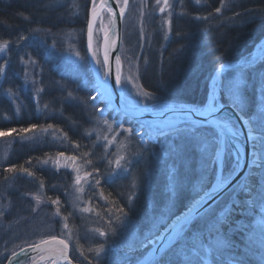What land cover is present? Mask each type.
Listing matches in <instances>:
<instances>
[{
	"label": "rangeland",
	"instance_id": "1",
	"mask_svg": "<svg viewBox=\"0 0 264 264\" xmlns=\"http://www.w3.org/2000/svg\"><path fill=\"white\" fill-rule=\"evenodd\" d=\"M98 1L96 0V3ZM200 1L197 3L193 0L196 4H200ZM117 2L119 5L124 4V0H117ZM184 3L185 0H167V3L165 0H159V3L157 0H128L123 16L119 57L121 88L129 102L143 105L161 99L154 92L147 91L141 82V76L149 61L148 54L155 48L154 38H158L155 35L156 32L162 38L161 44L157 46L160 50L170 35L169 26L173 16H185L190 21H196L219 14L216 11L208 14H202L200 11L187 12ZM226 4L222 1L219 8L222 10ZM59 6H62V10L59 9L60 14L65 11L67 17L61 19L58 11L53 14L55 21L64 20L63 25L52 22L57 26L53 24H46L42 27L34 26L26 34L19 33L13 40L0 38V68H3L0 72V81L11 60V48L19 47L18 61L21 67L23 87L25 90L28 88L31 90L36 109L39 112L45 110L46 106L40 100L42 89L39 82L42 63L37 60L38 53L34 56L26 49L27 43L37 41L43 49V57L52 58V63H55L53 66L58 71L68 70L73 76L80 78L83 84L89 86L91 103L88 109L91 123L84 133L86 137L92 136V139L88 142L71 141L61 129L50 122L47 124L40 122L35 128H27L30 129L27 132L15 129V131L10 130L0 135V174H2L0 177V258L5 254V245L7 244L10 248L8 239L10 240L11 236L19 238L24 236L22 241L31 240V243L41 240H63L73 246L75 254L84 264H96L95 258L98 251L101 255V264L112 259L120 262L118 264H129V257L136 259L153 245L148 242L154 238L150 234L155 231L153 224H159V231L156 232V235H159L175 215H178L215 181L218 169L215 155L218 147L217 131L214 127L210 128L200 123L197 126L199 132L197 135L188 133L196 140L194 141L195 146L192 147L182 148L177 144L169 143L166 146L158 144L160 146L153 148L142 143L141 136L134 134L141 130H137L128 123L124 124L123 117L107 108L104 98L97 97L99 93L95 88L96 81L89 67L85 47V31L92 0H52L51 8L55 9ZM161 8L164 9L163 12L160 11ZM212 17L207 19V22H211ZM110 21V14L105 10L102 19L95 23L93 52L96 56H93V59L97 69L98 61H101L99 55L101 36L108 30ZM219 23L217 20L211 24L217 26ZM209 26L210 23L204 24L202 30L205 31ZM194 28L199 29V26ZM201 40L204 39L201 38ZM196 42L191 39L176 50H172V57L178 52L184 53L191 49ZM257 49L264 51V36L253 46L250 53ZM158 57L166 61L162 58V49L158 52ZM247 57L248 55H245L232 61H225L208 73L207 91L200 107L208 110V106L213 104V97L216 101L219 95L224 103L232 105L243 116L247 130L250 133L259 134L260 137H254L251 141L253 151L244 176L209 206L203 217H194L195 225L190 232L185 230L186 235L182 245L170 246L172 252L175 253L176 264H182L185 257L190 258L193 264H215L216 253L214 251L205 253L200 248V244L207 246L209 226L224 213L229 214L231 230L225 227L223 231L228 234L230 241L234 244L232 251L235 255L242 256L245 264H264V204L257 202L253 205L240 187L242 184H247L255 189L257 177L264 172V94L261 91L264 87V65L259 69H254L252 64L244 68L228 70L222 75L221 84L218 83L222 69L233 62L245 60ZM262 58L264 55L260 59ZM99 75L104 81V68L100 69ZM229 89L235 90L236 94L233 95ZM3 91L13 105L14 115L18 116L21 105L24 103L22 97L17 90L8 88ZM144 92L152 94L155 98L147 101L143 96ZM117 119L123 123L118 125ZM221 120L230 122L237 129L227 117L221 116ZM127 129H134V132H129ZM30 139L48 143L51 151L46 152L47 156L34 162H26L23 166L14 167L12 171L6 173L5 169L13 166L6 165L13 146ZM143 139L144 141L146 139L144 135ZM173 146L176 148L175 152L172 150ZM142 151L153 153L158 161H164L165 190L163 191V205L159 209L149 208V223L146 228L140 230L139 225L125 210L122 213L119 211L120 208L112 207L113 203L105 197L101 184L103 179H110L118 172L127 171L134 157ZM164 151L168 152V156H162ZM61 153L63 155H60ZM174 156L181 164L178 171V163ZM194 156L196 165L193 163ZM168 157H170V163L166 161ZM117 160L120 161L122 167H117ZM213 160L216 162L212 163ZM225 164L226 169L222 174L224 179L220 182L228 178L235 167L227 141H225L223 165ZM155 165L157 162L148 163L144 173L143 186L148 190L149 199H151L153 186L150 180L156 169ZM43 167L55 171L60 170L61 180L65 183L64 188L63 185L60 186L57 183L55 185L57 188L53 186L54 189L51 187L47 189L44 182L35 176L36 170ZM23 169H27V172ZM182 171L187 172L191 180L187 179L184 183L183 178L179 176ZM77 176L80 177L79 183L76 181ZM170 177H175V182ZM97 180H100L99 184L96 183ZM187 183H190V186ZM130 187H134L133 184H130ZM182 189L186 193L182 198L185 207L176 213V199ZM54 200L58 203L53 204ZM149 204H151L150 201ZM124 213H127V216ZM233 214H238V216L233 218ZM100 233L106 235L102 236ZM6 234L7 239L2 241ZM44 234L48 236L39 239ZM194 248L198 250L197 253L193 252ZM19 249L13 251L17 252ZM59 250L54 248L50 251L58 253ZM11 253H8V257ZM41 254H47V250L33 251L27 259H23L24 264H31ZM224 259L227 261V256ZM48 262L49 259L40 264Z\"/></svg>",
	"mask_w": 264,
	"mask_h": 264
},
{
	"label": "trees",
	"instance_id": "2",
	"mask_svg": "<svg viewBox=\"0 0 264 264\" xmlns=\"http://www.w3.org/2000/svg\"><path fill=\"white\" fill-rule=\"evenodd\" d=\"M222 1L227 3L226 6L222 7L223 9L218 15L211 16V22H207V19L211 17L196 21H190L185 16H173L171 18L170 35L163 48H161L162 58H165L166 61L158 57V52L161 49L158 50L157 46L161 44L162 38L156 32L155 35L158 38H154L155 48L149 52V61L146 64L145 72L141 76L142 85L147 91L154 92L161 99L183 102L188 105L194 104L190 106L200 107L207 91L206 78L208 73L225 61L235 60L251 52L253 46L264 36V0H201L200 4H196L193 0H185L184 5L187 12L200 11L202 14H208L220 7ZM51 5L52 0H0V38L13 40L19 33L26 34L34 26L42 27L46 24H53L52 22L63 25L65 22L61 19L67 17L66 12L63 11L60 14L59 9L62 6L54 9V7L51 8ZM55 11L59 12V17H61L59 21H55L53 14ZM50 19L51 21H49ZM217 20L220 23L213 26L211 23ZM208 23H210V26L205 31L202 30L203 25ZM195 26H199V29L195 30ZM201 38L204 40H201ZM191 39L197 41L191 49L184 53L178 52L175 54L176 56L172 57V50H176ZM26 49L31 51L34 56L38 53L37 60L42 63L40 68L42 71L41 80L39 82L42 89L40 100L46 107L42 112L36 109L31 90L29 88L25 90L23 87L21 67L18 61L20 48H11V60L6 66L4 76L0 81V132L4 133L13 129L20 131V129H27L31 125H39L40 122L46 124L50 122L53 126L61 129L71 141H90L92 136L86 137L84 133L91 123L90 110L88 109L91 103L89 100L91 95L89 86L83 84L80 78L73 76L68 70L58 71L53 66L55 63H52V58L43 57V49L37 41L27 43ZM263 65L264 58L253 64V67L259 69ZM8 88L17 90L22 97V101H24L18 116L14 115L13 105L3 91ZM124 121V124L132 125L130 120ZM204 125L213 128L209 124ZM198 133L196 128L194 134L197 135ZM194 141L196 140L193 135L183 133L175 138L169 134L155 140H146V144H148V147L157 148L160 145L166 146L173 143L184 148V146H195ZM138 143L141 146V143ZM48 151H51V147L46 142L35 139L18 142L13 146L12 153L7 164H5L14 165L15 167L23 166L26 162H34L47 156L46 152ZM174 159L178 163V171L181 164L177 157L174 156ZM166 161L170 163V157L166 158ZM151 162H157V165L154 166L156 169L150 180L153 186L151 199H149L147 197L148 190L144 188L143 181L146 167ZM193 163L196 165L195 156ZM225 169L226 164L223 165V172ZM7 172L9 173V171ZM164 174V161H158L153 153L149 154V152L142 151L134 157L127 171H124V173L118 172L110 179H103L101 187L107 200L113 203L112 207L123 208L139 225L141 230L146 228L147 223H149V208L156 207L159 209L163 205ZM1 176L2 174H0ZM35 176L38 180L44 182L47 189L49 187L54 189L53 186L57 183L60 186L63 185V188L65 186V183L61 180L60 170L55 171L43 167L36 170ZM179 176L183 178L184 183L187 182V179L191 180L185 171L180 172ZM130 184H133L134 187H130ZM187 185L190 186V183H187ZM55 187L57 188V186ZM185 194L183 189L179 192L176 199V213L185 207V203L182 202ZM130 197L131 199H129ZM149 201L151 204H149ZM237 216L238 214H233V218ZM47 236L44 234L39 239ZM7 237L6 234L2 241H5ZM23 237L11 236L10 240L8 239L10 248L7 244H4L6 250L3 257L0 258V264H5L9 252L26 245V242L27 244L31 243V240L22 241ZM69 245L71 257L75 261L84 264L75 254L73 246ZM146 252L144 251L143 255L138 256L136 259L129 257L128 263L135 264ZM118 263L120 262L112 259L104 264Z\"/></svg>",
	"mask_w": 264,
	"mask_h": 264
},
{
	"label": "snow or ice",
	"instance_id": "3",
	"mask_svg": "<svg viewBox=\"0 0 264 264\" xmlns=\"http://www.w3.org/2000/svg\"><path fill=\"white\" fill-rule=\"evenodd\" d=\"M197 3H199V0H196ZM128 0H124V4L127 5ZM157 3H159V0H157ZM165 3H167V0H165ZM101 7L105 8L107 13L111 15L112 21L111 24L113 28L115 27V16L116 13L113 12V9L110 5L106 4L104 0H102ZM124 11L125 9L123 7L120 8V17L123 18L124 16ZM161 12L164 11L163 8L160 9ZM217 13L221 11V9L218 7L215 9ZM97 6H96V0H92V8H91V16L93 19L89 20L88 22V46L89 49L92 48V35H93V20L97 17ZM105 48H104V58L103 61H98L99 67H98V72L100 71L101 68H104L108 65V60H109V47H115L116 41L112 40L111 45H109L108 42V32L107 30L105 31ZM93 56H96V53L93 52ZM116 65H117V74L115 77V85L119 86L121 85V77L119 75V65H120V57L117 55L116 56ZM3 71V68H0V72ZM110 78V73L106 72L105 73V79L103 81L104 84L108 82V79ZM219 87V85H217ZM230 92L235 95V90L229 89ZM262 94H264V87L261 89ZM144 98L147 101H151L155 98L152 94L148 92L143 93ZM95 99V98H93ZM225 105L219 104L217 105V102L215 101V97H213V104H210L208 106L207 110V116L204 117V121L206 122L209 117H211L212 121L216 124L218 128H223L225 125H223L222 121H220L216 113L223 109ZM119 108L115 109V111H118ZM168 106L167 105H158V106H151L148 104H143L142 105V111L141 115L143 112H151L155 116L159 117H164L165 119L161 120L159 124H155L152 121H144L140 122L137 120L136 122V127L139 128L141 131L139 132H134V129H127L129 132H134L135 135H140L141 136V142L146 143L143 139V129L147 126L149 131L147 133L149 139H152L153 137H166L169 134H171L174 138L180 136L183 133H194L197 126L201 123L199 120L193 119V116L196 115L190 110L185 111L183 109H172L175 113H178L176 122L173 124L167 119V111H168ZM116 123L118 125L122 124L123 122L117 119ZM36 125H31L30 128H35ZM159 129V130H157ZM30 129H25L22 128L20 131L22 132H27ZM12 131H15L13 129ZM5 133L0 132V135H4ZM222 135V132H221ZM235 136V134H233ZM234 150V163L239 166L240 160H241V153L239 151V145L236 144ZM174 152L176 151L175 146H173L172 149ZM147 151V149H146ZM60 155H63L61 153ZM162 156L166 157L168 156V152L164 151L162 153ZM219 158V152L217 153V159ZM73 159H75L73 157ZM216 161L213 160L212 163H215ZM116 165L118 168L122 167L120 165V161H116ZM15 166L13 165L10 168L5 169V171H12ZM24 172H27V169H23ZM97 174L99 173V170H96ZM170 179L175 182V177H170ZM224 177L222 173L218 172V180H223ZM77 183L80 181V177L77 176L76 178ZM97 184L100 183V180L96 181ZM241 190L244 191L253 205H255L257 202L264 204V172H261V174L257 177V185L255 189H253L251 186L247 184H242L240 185ZM207 195V194H206ZM209 199L211 197H208ZM131 199V197L129 198ZM53 204L58 203V201L54 200L52 201ZM233 203H236L233 201ZM199 204V201L197 202ZM239 206V205H238ZM120 212H124L123 208L119 209ZM207 212V209L204 210V212H201L198 207H192L189 209L187 213L184 215L177 217L175 221H173L172 224H170L167 228H165L164 233H160L159 235H156V232L159 231V224H153L152 227L155 230L154 232L150 233L153 235V239L149 240V243L152 244H157L161 245L158 248V251L160 253L159 259L156 261V264H176L175 261V253L172 252L171 248L169 247L170 245H176V244H183L185 240V235H186V229L190 232L191 229L194 227L195 222H194V217H203ZM125 216H127V213H124ZM229 214L224 213L221 215L218 220H216L212 225L209 226L208 228V235H207V240L208 244L205 246V244L201 243L200 248H202L205 253H211L215 252L216 253V260L215 264H245V261L242 256H237L235 253L232 251L234 249V244L230 241V238L226 232L223 231L225 227H230L229 223ZM163 222V221H161ZM123 223V221H122ZM238 227V225H237ZM171 231L170 236H166V233ZM100 235H106L105 233H100ZM49 241L47 240H41L39 242H34L31 244H27L26 242V247L20 248L19 252L12 251L11 256L8 257L9 264H24L23 261H21L20 257L24 256L27 259V254L28 252L36 251L40 252L42 250V246L48 244ZM61 245V248L59 252L52 257V264H56V261L60 258H63L65 261H67V264H73L72 259L68 256V245L65 241L61 240L58 242ZM183 250V247L181 248V251ZM194 253H197V249H193ZM227 256V261H225L224 257ZM41 261L45 260L46 257L41 255L39 257ZM96 264H101V255L100 252L98 251L97 256H96ZM182 264H193L192 260L188 257H185L184 261Z\"/></svg>",
	"mask_w": 264,
	"mask_h": 264
},
{
	"label": "water",
	"instance_id": "4",
	"mask_svg": "<svg viewBox=\"0 0 264 264\" xmlns=\"http://www.w3.org/2000/svg\"><path fill=\"white\" fill-rule=\"evenodd\" d=\"M100 4L102 3V0H99ZM104 2L108 5H110L113 9V12L116 13L115 16V27L113 28L111 21H110V26L107 30L108 32V42L109 45H111V41L115 40L116 45L115 47H109V60H108V65L104 67V73L108 72L110 73V78L108 79L107 84V90L105 93V99L107 101V107L112 108L114 112H119L121 116H125L128 120L133 121L135 124L137 120L140 122L144 121H152L153 123L157 124L161 120L165 119L164 117H159L153 115L151 112H143L141 115L142 111V105H136L131 102H129L122 91L121 85L117 86L115 85V77L117 74V65H116V56H119V50L121 46V40H122V23H123V18L120 17V6L117 2V0H104ZM105 9V8H104ZM98 15L97 17L93 20V33H94V27L96 20L98 16L100 15V10L97 11ZM93 19L91 15H89L87 19V25H86V31H85V47H86V54L89 62V67L93 73V76L97 82V84L102 85L101 78L99 77L97 71H96V66L94 63L93 59V35H92V48L89 49L88 46V22L89 20ZM104 48H105V39L104 35L102 34L101 37V42H100V47H99V55L101 58V61H103L104 58ZM264 52L260 53H252L248 58L242 61H237L233 62L229 65H227L224 69H222L219 73V85L221 84V77L223 74H225L228 70H232L234 68H244L252 63L256 62L259 58L263 56ZM120 65H119V75H120ZM217 105L222 104L225 105L223 109L218 111L216 113L217 118L222 121L218 116H227V118L233 122L238 130L234 128V126L230 122H224L222 121L223 125H225L223 128H218L216 124L212 121L211 117L207 119V123L213 125L217 132H218V142L221 138V132L223 137H225L228 141V144L231 148L232 154L234 153L235 150V145H239V151L241 153V160L239 166L235 164V168L233 172L230 174V176L224 180L223 182L219 183L217 186L213 187L212 185L203 193H201L194 202V200L184 209L181 210V212L178 215H175L171 221L166 225L165 228H167L170 224L173 223L177 219V217H180L187 213L190 208L192 207H198L200 211L205 210L207 207H209L214 201H216L221 195H223L226 191H228L231 187H233L240 179L241 177L245 174L248 164H249V157H250V137L251 135H248V131L246 128V125L240 115V113L230 104L222 102L221 98H219V95L216 99ZM167 105L168 106V111H167V119L171 123H175L178 113H175L172 111V109H183L185 111L190 110L193 112L194 115L193 119L199 120L201 122L204 121V117L207 116V110L202 108V107H193V106H188L185 104H181L178 102H173V101H168V100H158L155 102H151L148 105L151 106H158V105ZM118 109V111H115V109ZM145 130H149L148 127L146 126L144 128ZM159 130V129H158ZM235 134V136L233 135ZM260 135L257 134V137ZM223 156V155H222ZM234 157V155H233ZM221 160L218 162V170H217V179H218V172L221 173ZM207 194V195H206ZM208 197H211L210 199ZM199 201V204L197 202ZM165 230V229H164ZM164 233V231L162 232ZM171 231L166 233V236H170ZM59 242V240H56ZM161 245L153 244L147 254L136 264H156V261L160 257V253L158 251V248ZM19 252V251H18ZM56 255V254H55ZM45 256V255H43ZM68 256L70 257V251H69V246H68ZM40 257V256H39ZM36 258L31 264H35L40 261V259ZM71 258V257H70ZM72 259V258H71ZM73 264H81L79 262H76L72 259ZM52 264V261L49 263ZM56 264H67V261H65L63 258H60L56 261Z\"/></svg>",
	"mask_w": 264,
	"mask_h": 264
},
{
	"label": "bare ground",
	"instance_id": "5",
	"mask_svg": "<svg viewBox=\"0 0 264 264\" xmlns=\"http://www.w3.org/2000/svg\"><path fill=\"white\" fill-rule=\"evenodd\" d=\"M96 6H97V11L98 10H100V15L98 16V18H97V20H101L102 19V16H103V11H105L106 9H104V8H102L101 7V4H100V2L98 1L97 3H96ZM120 6V8L121 7H123L124 9H125V7H126V5L125 4H123V5H119ZM90 15H91V11H90V13H89ZM105 34V32L103 33V35ZM104 39H105V35H104ZM259 49H257V50H255V52L254 53H256L257 51H258ZM96 66V65H95ZM96 71H97V73H98V75H99V72H98V70H97V68H96ZM99 77H100V75H99ZM101 78V77H100ZM222 80V79H221ZM101 81H102V85H97L96 84V86H97V90H98V93H102L103 92V94H105L106 93V90H107V84H104L103 83V80L101 79ZM241 115V114H240ZM241 117H242V119L244 120V118H243V116L241 115ZM248 131V130H247ZM254 134H256L255 132H249L248 131V135H254ZM145 141H146V139H145ZM250 146H251V143H250ZM224 151H225V138L223 137V135H221V138H220V140H219V142H218V147H217V150H216V152H215V155L217 156V153L219 152V158L217 159V162H219L220 160H221V158H222V160H223V157H224ZM252 148H251V150H250V157H251V154H252ZM223 155V156H222ZM250 157H249V159H250ZM220 183V181L216 178L215 179V181L213 182V187H215V186H217L218 184ZM203 193V192H202ZM196 201V199L194 200V202ZM164 231V230H163ZM162 231V232H163ZM161 232V233H162ZM42 239V238H41ZM57 247V248H61V246L59 245V243H56V242H52V243H48L47 244V246H46V248H51V247ZM48 250H50V249H48ZM33 253V251L32 252H28V254H27V257L29 256V255H31ZM53 254L52 255H54L55 253L54 252H52ZM25 257L24 256H21L20 257V259H21V261H23V259H24ZM5 264H9V261L7 260L6 262H5Z\"/></svg>",
	"mask_w": 264,
	"mask_h": 264
}]
</instances>
